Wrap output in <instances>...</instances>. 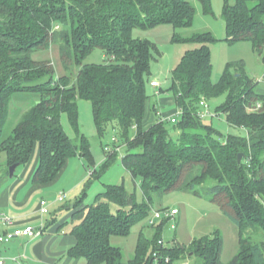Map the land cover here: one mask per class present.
Wrapping results in <instances>:
<instances>
[{
	"label": "trees",
	"instance_id": "1",
	"mask_svg": "<svg viewBox=\"0 0 264 264\" xmlns=\"http://www.w3.org/2000/svg\"><path fill=\"white\" fill-rule=\"evenodd\" d=\"M198 2L204 14H213L212 0ZM195 15L196 7L187 0H0V159L5 156L1 175L10 174L12 165H27L37 144L40 159L34 183L53 181L76 156L91 168L90 142L79 126V101L85 100L92 105L101 137L110 127L121 134V144L112 138L115 152H106L107 164L124 149L122 164L139 180L143 192L144 201L138 203L124 184L106 185L94 204L84 205L73 216L77 242L71 257L84 258L87 264H159L167 257L173 261L187 248L159 244L164 224L152 240L141 235L128 262L111 237L129 236L132 227L149 216L156 198L178 191L215 203L236 224L240 248L228 264H264V93L257 91L264 76L257 82L242 63H231L213 83L212 45L217 39L209 32L186 38L175 34V43L192 47L173 70L167 90L176 99L179 121L162 120L158 112L157 123L143 128L156 47L135 38L134 31L164 24L175 30L189 28ZM222 17L226 41L250 42L264 63V0H225ZM54 45L66 71L74 65L79 68L74 83L68 75L56 78L52 61L33 59L35 52ZM96 49L110 61L86 64ZM23 92L39 93L40 99L11 121L13 95ZM158 92L165 93L162 88ZM224 95L218 111L228 125L245 129V136L231 134L222 141L220 133L203 122L202 100ZM258 104L261 109L249 110ZM64 114L76 133L74 139L62 125ZM132 128L137 130L133 138ZM83 203L82 196L65 207L77 210ZM258 232L261 241L251 236ZM190 249L204 264H223L219 231L195 240ZM155 252H160V262L153 257Z\"/></svg>",
	"mask_w": 264,
	"mask_h": 264
},
{
	"label": "rangeland",
	"instance_id": "2",
	"mask_svg": "<svg viewBox=\"0 0 264 264\" xmlns=\"http://www.w3.org/2000/svg\"><path fill=\"white\" fill-rule=\"evenodd\" d=\"M187 1L196 7V15L192 27L175 30L172 25L164 24L150 30L136 29L134 31L135 38L149 40L156 47L154 54L155 59L152 62L153 78L151 82L158 81L161 88L165 91L164 95H169V97H171L172 94L167 92V90L171 86L172 72L181 60L185 50L192 48L186 44L175 43L173 41V36L177 34L180 37L186 38L191 37L194 34H202L206 32L212 33L218 41L216 44L212 45L213 83L219 82L228 64L231 63H242L244 70L251 79L257 82H262L264 76V63L261 57L254 52L252 44L250 42L229 44L226 41L227 32L222 17L225 0H212V15L204 14L203 8L198 0ZM32 57L36 61H52L55 68L56 78L68 75L70 76L72 83L76 81L79 68L74 65L69 71L64 69L60 58L59 47L57 45L52 46L50 50L35 52ZM109 61L110 59L106 53L100 49H96L86 59L85 63L103 64ZM151 82L148 85V93L149 96H151L150 100H154L155 97L153 96L155 90L151 87ZM257 91L264 93V84L260 83ZM39 99V93L35 92H23L13 95L10 105L13 114L10 118L11 121L13 116L14 120L16 116L21 117L24 112H26L30 106L37 103ZM225 100V95L207 100L210 113L205 115L203 122L212 126L217 132H219V139L222 141H226L228 135L231 134L245 136L247 134L245 129L231 127L227 123L225 114L218 111L220 105L223 104ZM161 118L165 119L166 117H163L161 113ZM175 119L177 120V123L179 121V116ZM166 120L172 122L169 117H167ZM62 125L66 133L74 139L76 133L70 124L68 116L65 114L62 117ZM79 126L81 132L90 142L93 165L90 168L87 160L82 158L85 179L80 190L71 194V196H69L67 190L63 191L61 195L64 194L66 198L64 202L59 203L65 206L73 205L83 196L84 203L76 210L78 212L83 209L84 205L95 203L96 195L100 191L101 186L104 191V185L123 184L128 192L136 195L137 202L142 203L144 201V196L139 180L133 178L122 164L121 156L124 155V149L118 152V157L112 163L107 164L108 154L104 148L110 146L114 149L112 141L113 137H115V141L118 142L117 144H121L120 132L117 129L110 127L106 134L101 137L95 125L92 105L89 101L85 100L79 101ZM150 128L145 130H149ZM136 132L137 130L132 128L129 133L130 137L133 138ZM178 135L177 132H173L175 138H177ZM4 159L5 156H2L0 159V171L2 170L1 166L5 165L3 161ZM92 173L96 175L98 174L99 178H95L94 176L91 177ZM69 182L70 181L66 180L67 184ZM202 189L203 187L200 188V190ZM172 209H177L180 212L174 221H167L166 217L158 220L154 218L157 211ZM151 220L154 221V224H151ZM73 222L77 223V220H73ZM162 224H164V227L162 228L161 236L164 246L171 248L174 244H180L184 245L187 249L183 252L177 253L173 261L169 258V262L164 260L159 264H204L202 258L197 257V255L192 253L190 246L195 240L211 236L217 231H219L223 239V249L221 254V262L223 264L230 263L239 252V230L236 224L225 216L215 203L209 202L207 199L191 193L178 191L168 193L162 199L156 198L149 216L135 224L132 227L129 236H112L111 243L121 249L124 262H128L134 256L141 235L148 240H152L156 230H158L159 226ZM251 236L255 241H261L263 239L261 232L253 233Z\"/></svg>",
	"mask_w": 264,
	"mask_h": 264
},
{
	"label": "crops",
	"instance_id": "3",
	"mask_svg": "<svg viewBox=\"0 0 264 264\" xmlns=\"http://www.w3.org/2000/svg\"><path fill=\"white\" fill-rule=\"evenodd\" d=\"M153 89L155 99L150 100V96L147 101L144 129L157 123L158 112L166 118H176L180 113L173 95L162 96L157 89ZM39 159L37 144L29 163L18 167L13 177L0 173V235L28 226H33L42 233L40 236L0 244V257L4 258L5 264H87L84 258L70 256V251L77 242L72 234L76 224L73 216L77 211L67 209L58 200L63 191L67 190L71 196L80 190L85 179L82 158L76 156L68 159L53 181L37 184L33 182V177ZM3 161L5 163V159ZM66 180L70 182L67 184ZM102 188L101 186L97 195L103 192ZM42 200L49 202L50 215H41ZM4 218L10 219L12 224L5 225Z\"/></svg>",
	"mask_w": 264,
	"mask_h": 264
},
{
	"label": "built area",
	"instance_id": "4",
	"mask_svg": "<svg viewBox=\"0 0 264 264\" xmlns=\"http://www.w3.org/2000/svg\"><path fill=\"white\" fill-rule=\"evenodd\" d=\"M151 86L153 88L157 89L158 91L161 88V86H160L158 81L151 82ZM201 106L204 109L200 112V115H201L202 118H204L206 114L210 113L207 101L205 99L202 100ZM261 108H262V105L258 104L255 108H251L250 110L251 111H254V110L257 111V110H259ZM166 119L167 118H165V119L163 118L162 120H166ZM171 121L173 123H176V119L175 118H171ZM115 140H116L115 137H113V141L117 142ZM104 149H105V151L108 154H112V153L115 152L114 150H112L113 148L110 147V146H106ZM65 198H66V196L63 194V195L59 196L58 200L60 202H63L65 200ZM40 213H41V215H49L50 214V204H49L48 201L42 200L40 202ZM178 214H179V210H177V209H172V210H168V211H157L155 213L154 218L156 220L162 219L163 217L174 218ZM4 223H5V225L8 226V225L12 224V221L10 219L4 218ZM151 224H154L153 220H151ZM173 228H174V226H173ZM41 234H42L41 231L36 230L33 226H28V227L23 228V229H15L12 232L6 233L4 235H0V244H8V243H10V242H12V241H14L16 239L27 238V237H36V236H40ZM159 244L161 246H164V242L163 241H160ZM153 257L156 259L157 262L158 261L160 262V260H161L160 252H155L153 254ZM165 260H167L169 262L170 259H169V257H167ZM0 264H5V260L2 257H0Z\"/></svg>",
	"mask_w": 264,
	"mask_h": 264
},
{
	"label": "water",
	"instance_id": "5",
	"mask_svg": "<svg viewBox=\"0 0 264 264\" xmlns=\"http://www.w3.org/2000/svg\"><path fill=\"white\" fill-rule=\"evenodd\" d=\"M242 158H243V155L240 154V155H239V162H241ZM18 167H20V164L12 165V166L9 168L10 177H13V176H14V174H15L16 170L18 169Z\"/></svg>",
	"mask_w": 264,
	"mask_h": 264
}]
</instances>
